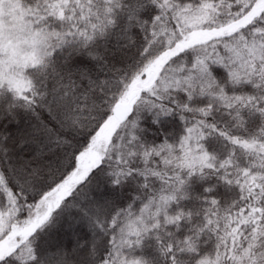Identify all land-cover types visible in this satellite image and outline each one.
<instances>
[{"label":"snow or ice","instance_id":"1","mask_svg":"<svg viewBox=\"0 0 264 264\" xmlns=\"http://www.w3.org/2000/svg\"><path fill=\"white\" fill-rule=\"evenodd\" d=\"M0 264H264V0H0Z\"/></svg>","mask_w":264,"mask_h":264},{"label":"trees","instance_id":"2","mask_svg":"<svg viewBox=\"0 0 264 264\" xmlns=\"http://www.w3.org/2000/svg\"><path fill=\"white\" fill-rule=\"evenodd\" d=\"M65 240H67V237H65ZM71 248V245L69 244V249Z\"/></svg>","mask_w":264,"mask_h":264}]
</instances>
